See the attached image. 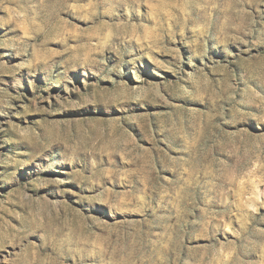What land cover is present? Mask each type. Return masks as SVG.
<instances>
[{
  "label": "rangeland",
  "instance_id": "obj_1",
  "mask_svg": "<svg viewBox=\"0 0 264 264\" xmlns=\"http://www.w3.org/2000/svg\"><path fill=\"white\" fill-rule=\"evenodd\" d=\"M0 264H264V0H0Z\"/></svg>",
  "mask_w": 264,
  "mask_h": 264
}]
</instances>
